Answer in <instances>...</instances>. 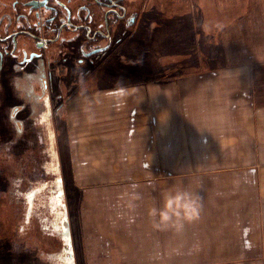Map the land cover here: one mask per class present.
I'll return each mask as SVG.
<instances>
[{
    "label": "crops",
    "instance_id": "crops-1",
    "mask_svg": "<svg viewBox=\"0 0 264 264\" xmlns=\"http://www.w3.org/2000/svg\"><path fill=\"white\" fill-rule=\"evenodd\" d=\"M185 8L191 13L183 23L194 30L188 41L194 59L219 63L161 70L170 78L156 83L53 90L57 99L69 95L60 109L67 132H74V186L110 189L130 180L128 199L113 195L115 201L107 202L138 204V189L154 186L140 174L152 168L154 155L193 156L194 164L164 168L178 173V190L198 197L200 205L198 217L177 228L183 257L168 256L173 224L154 234L145 213L121 212L116 218L133 220L132 234L160 237L165 249L153 264H264V0H195ZM201 37L215 47L201 49ZM130 173L132 179H122Z\"/></svg>",
    "mask_w": 264,
    "mask_h": 264
},
{
    "label": "rangeland",
    "instance_id": "rangeland-1",
    "mask_svg": "<svg viewBox=\"0 0 264 264\" xmlns=\"http://www.w3.org/2000/svg\"><path fill=\"white\" fill-rule=\"evenodd\" d=\"M139 2L142 3L138 5V29L135 33L137 43L131 48L127 47V56L123 54L120 59L114 56L102 65L100 63V70L88 72L90 76H86L87 85L83 89L110 88L146 81L156 83L170 78L162 74L161 70H173L171 73L184 69L188 71L196 66L210 67L220 62L194 59V45L188 42L193 39L194 30L183 21L191 15L185 7H192L195 0ZM175 14H179L176 19L173 18ZM184 40L188 43L183 44ZM236 45H233L235 49ZM198 46L205 51L215 47L213 43L205 41L204 37H201ZM231 62L238 64L240 59ZM150 72L153 74L150 75ZM25 96L21 87L16 89L12 85V79L0 77V264L160 263L162 247L165 249L160 243V237H152L150 233H143L148 237L132 234L128 231L132 229L133 220H121L116 216L121 212L134 216L145 213L150 218L152 209L162 203L165 192L178 190V173L167 172L164 168L179 163L194 164V157L162 158L161 155H154L152 168L140 172L145 180H154L153 188L149 189L152 193L146 188L149 185H143L138 189V204L126 200L119 204H109L107 201H115L111 198L113 195H125L128 199V193L133 194V185L127 183L130 180L110 189L91 187L84 190L74 186L72 160L69 159V141H72L74 132H67L61 117L63 111L56 108L58 111L50 115L46 114L41 104H35V110L31 112L32 102ZM48 96L55 100L53 93ZM68 96L54 102L60 106ZM14 107L19 108V111L11 119L10 113ZM14 119L19 124L14 123ZM203 158V161L209 159ZM124 178L132 179V174ZM42 182L48 183L47 190L37 189ZM55 185L56 189L52 187ZM16 189L26 192L30 200H34L32 216L27 222H24L26 202L16 195ZM105 190L111 193H103ZM38 191L40 193L37 194ZM99 191L102 193L99 194ZM103 196H110V199ZM46 201L51 203L48 206L51 212H56V219H51L47 209L43 208L47 206ZM149 218L146 223L152 225L154 234H159L161 227H155L154 218ZM178 227L181 226L173 224L170 231L169 238L175 237V240L170 241L169 258L173 255L183 257V253L178 252L179 247H182L178 246ZM100 231L102 235L98 234ZM106 238L113 243L109 244ZM147 239L150 240L149 244L144 243ZM185 255L189 258L187 253Z\"/></svg>",
    "mask_w": 264,
    "mask_h": 264
},
{
    "label": "flooded vegetation",
    "instance_id": "flooded-vegetation-1",
    "mask_svg": "<svg viewBox=\"0 0 264 264\" xmlns=\"http://www.w3.org/2000/svg\"><path fill=\"white\" fill-rule=\"evenodd\" d=\"M140 3L0 0V77L12 79L16 89L21 87L32 102L31 112L41 104L51 115L61 104L47 92L56 87L83 89L88 72L100 70L107 59L129 54L127 47L137 43ZM18 111L14 107L10 118Z\"/></svg>",
    "mask_w": 264,
    "mask_h": 264
},
{
    "label": "clouds",
    "instance_id": "clouds-1",
    "mask_svg": "<svg viewBox=\"0 0 264 264\" xmlns=\"http://www.w3.org/2000/svg\"><path fill=\"white\" fill-rule=\"evenodd\" d=\"M199 211L198 197H194L187 191L177 190L166 194L162 203L152 209L151 215L154 218V226L157 228L168 224L182 227L183 221L198 217Z\"/></svg>",
    "mask_w": 264,
    "mask_h": 264
},
{
    "label": "trees",
    "instance_id": "trees-1",
    "mask_svg": "<svg viewBox=\"0 0 264 264\" xmlns=\"http://www.w3.org/2000/svg\"><path fill=\"white\" fill-rule=\"evenodd\" d=\"M57 181V180H56ZM17 182V181H16ZM15 183V182H14ZM47 182H42L41 183V185H39V186H37V189L39 188H41L40 190L42 191V190H47L46 188H47ZM10 186H11V184H10ZM15 186H17L18 188H19V186H18V184H15ZM54 189H56V185L55 186H52ZM54 191V190H53ZM52 191V192H53ZM51 192V193H52ZM56 192V191H55ZM38 193H40V191H38L37 192V194ZM16 195L18 196V197H22V199H23V202L25 201L26 202V205H25V213H24V222L26 221H28L29 220V218L32 216L31 215V213H32V209H33V206H34V200L32 199V201L30 200V198L28 197V194L25 192H21L19 189H16ZM56 195V194H55ZM42 201H44V200H42ZM51 203L50 202H48V201H46L45 202V205H47V206H45V207H43V208H45V209H47V212H48V215H50L51 217V219H56V212H54V211H50V209H49V206L48 205H50ZM41 205H42V203H41ZM54 221V220H53Z\"/></svg>",
    "mask_w": 264,
    "mask_h": 264
},
{
    "label": "bare ground",
    "instance_id": "bare-ground-1",
    "mask_svg": "<svg viewBox=\"0 0 264 264\" xmlns=\"http://www.w3.org/2000/svg\"><path fill=\"white\" fill-rule=\"evenodd\" d=\"M211 4H212V3H211ZM212 9H213V8H212ZM212 14H213V13H212ZM212 14H211V15H212ZM146 27H147V26H146ZM147 28H148V27H147ZM127 36H128V35H127ZM140 58H141V57H140ZM27 91H28V90H27ZM49 94H50V93H49ZM51 114H52V113H51ZM53 169H54V168H53ZM11 182H12V181H11ZM71 241H72V240H71Z\"/></svg>",
    "mask_w": 264,
    "mask_h": 264
}]
</instances>
